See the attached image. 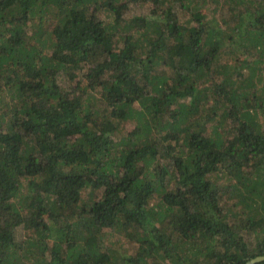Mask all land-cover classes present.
I'll use <instances>...</instances> for the list:
<instances>
[{
    "label": "trees",
    "instance_id": "trees-1",
    "mask_svg": "<svg viewBox=\"0 0 264 264\" xmlns=\"http://www.w3.org/2000/svg\"><path fill=\"white\" fill-rule=\"evenodd\" d=\"M263 254L264 0H0V264Z\"/></svg>",
    "mask_w": 264,
    "mask_h": 264
},
{
    "label": "rangeland",
    "instance_id": "rangeland-1",
    "mask_svg": "<svg viewBox=\"0 0 264 264\" xmlns=\"http://www.w3.org/2000/svg\"><path fill=\"white\" fill-rule=\"evenodd\" d=\"M150 6L147 4L145 6H142L141 8H138L137 6L136 7H132L131 8V11L133 12H140V13H146L148 12ZM132 13V12H131ZM59 83L64 86V85H68V82L66 81L65 77L61 75L60 79H59ZM86 191L83 192V194L85 195ZM131 250L129 251H126L128 253H130Z\"/></svg>",
    "mask_w": 264,
    "mask_h": 264
},
{
    "label": "water",
    "instance_id": "water-1",
    "mask_svg": "<svg viewBox=\"0 0 264 264\" xmlns=\"http://www.w3.org/2000/svg\"><path fill=\"white\" fill-rule=\"evenodd\" d=\"M262 260H264V254L252 257V258L248 259L246 262H244L243 264H254V263L262 261Z\"/></svg>",
    "mask_w": 264,
    "mask_h": 264
}]
</instances>
